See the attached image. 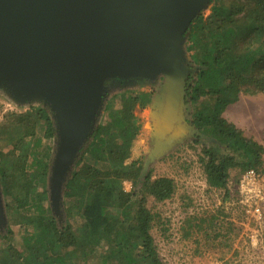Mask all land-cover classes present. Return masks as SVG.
<instances>
[{
  "label": "trees",
  "instance_id": "16d2710c",
  "mask_svg": "<svg viewBox=\"0 0 264 264\" xmlns=\"http://www.w3.org/2000/svg\"><path fill=\"white\" fill-rule=\"evenodd\" d=\"M185 51L197 67L186 83V118L204 138L195 135L184 143L195 145L206 186L229 197L232 170L264 173L263 146L223 117L241 93L264 94V0H212L208 13L194 19ZM154 95L155 88L106 92L99 121L62 185L61 221L48 199L55 130L47 109L29 105L3 116L6 227L0 232V264H163L146 200L168 201L176 185L170 177L153 178L150 169L144 173L146 155L128 154L139 133L133 111ZM125 181L131 190H124Z\"/></svg>",
  "mask_w": 264,
  "mask_h": 264
},
{
  "label": "water",
  "instance_id": "95a60500",
  "mask_svg": "<svg viewBox=\"0 0 264 264\" xmlns=\"http://www.w3.org/2000/svg\"><path fill=\"white\" fill-rule=\"evenodd\" d=\"M212 0H0V92L16 106L41 105L55 130L48 173L52 213L99 121L107 91L151 87L143 172L185 139L186 83L197 67L185 43ZM6 227L0 191V232Z\"/></svg>",
  "mask_w": 264,
  "mask_h": 264
},
{
  "label": "rangeland",
  "instance_id": "374dc122",
  "mask_svg": "<svg viewBox=\"0 0 264 264\" xmlns=\"http://www.w3.org/2000/svg\"><path fill=\"white\" fill-rule=\"evenodd\" d=\"M149 88L132 87L137 92H147ZM9 102L0 92V123L5 114L27 109L17 106L9 110ZM148 107L137 106L133 111L132 119L139 126V133L129 145V158L139 153L146 155L149 149ZM223 117L264 148V94L241 93L236 103L227 106ZM197 159L195 145L191 148L183 141L148 168L153 178L170 177L176 185L170 200H146L154 215L151 236L162 263L264 264V222L258 229L236 206L240 170L229 173L226 197L223 190L206 186ZM126 189L131 190V184Z\"/></svg>",
  "mask_w": 264,
  "mask_h": 264
},
{
  "label": "built area",
  "instance_id": "2783aa9c",
  "mask_svg": "<svg viewBox=\"0 0 264 264\" xmlns=\"http://www.w3.org/2000/svg\"><path fill=\"white\" fill-rule=\"evenodd\" d=\"M9 110L17 107L9 102L6 104ZM12 107V108H11ZM27 107V106H25ZM124 190L130 188V183L123 182ZM236 206L241 213L253 221L260 229L264 222V173L254 169L243 171L236 181Z\"/></svg>",
  "mask_w": 264,
  "mask_h": 264
},
{
  "label": "flooded vegetation",
  "instance_id": "af4514ba",
  "mask_svg": "<svg viewBox=\"0 0 264 264\" xmlns=\"http://www.w3.org/2000/svg\"><path fill=\"white\" fill-rule=\"evenodd\" d=\"M156 84H157V83H155L154 85H151V87H150V88H155Z\"/></svg>",
  "mask_w": 264,
  "mask_h": 264
}]
</instances>
